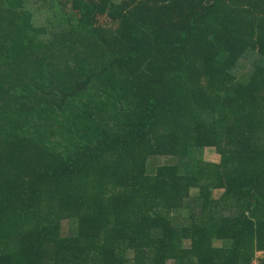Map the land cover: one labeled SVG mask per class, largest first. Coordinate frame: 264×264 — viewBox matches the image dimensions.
<instances>
[{"label":"trees","instance_id":"16d2710c","mask_svg":"<svg viewBox=\"0 0 264 264\" xmlns=\"http://www.w3.org/2000/svg\"><path fill=\"white\" fill-rule=\"evenodd\" d=\"M40 4L0 0V264L264 254V0Z\"/></svg>","mask_w":264,"mask_h":264},{"label":"rangeland","instance_id":"374dc122","mask_svg":"<svg viewBox=\"0 0 264 264\" xmlns=\"http://www.w3.org/2000/svg\"><path fill=\"white\" fill-rule=\"evenodd\" d=\"M30 4H34L32 5L31 7L32 8H40L41 7V4L40 2H42V0H27ZM70 5V4H69ZM39 13V19L40 21H42L40 24H44L43 23V19L44 17H46L48 14H50V12H42L40 10ZM68 9L66 6H64L61 10H58L56 11V21L57 22H64L65 21V18L68 16ZM50 22V21H47V23ZM74 24L78 23L77 21V18L74 19L73 21ZM203 160L205 161H208V162H217L218 161V155L215 153L214 149L213 148H206L204 149L203 151ZM171 159L170 158H164V157H150L147 161V171L148 173H154L155 172V169H156V166L157 165H160V164H167V163H171ZM152 167H151V165ZM219 194V191L217 190H214L212 192V195L215 197ZM187 245V243H186ZM220 245V242L219 241H214L213 242V246H219Z\"/></svg>","mask_w":264,"mask_h":264},{"label":"built area","instance_id":"2783aa9c","mask_svg":"<svg viewBox=\"0 0 264 264\" xmlns=\"http://www.w3.org/2000/svg\"><path fill=\"white\" fill-rule=\"evenodd\" d=\"M264 254L260 251H258L255 256L252 258L250 264H263Z\"/></svg>","mask_w":264,"mask_h":264}]
</instances>
